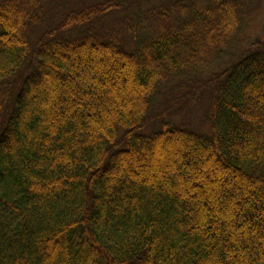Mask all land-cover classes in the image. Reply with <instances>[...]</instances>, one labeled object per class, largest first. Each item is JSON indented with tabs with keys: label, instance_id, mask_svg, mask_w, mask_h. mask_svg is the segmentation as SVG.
Segmentation results:
<instances>
[{
	"label": "trees",
	"instance_id": "obj_1",
	"mask_svg": "<svg viewBox=\"0 0 264 264\" xmlns=\"http://www.w3.org/2000/svg\"><path fill=\"white\" fill-rule=\"evenodd\" d=\"M263 5L0 0V264H264Z\"/></svg>",
	"mask_w": 264,
	"mask_h": 264
},
{
	"label": "rangeland",
	"instance_id": "obj_2",
	"mask_svg": "<svg viewBox=\"0 0 264 264\" xmlns=\"http://www.w3.org/2000/svg\"><path fill=\"white\" fill-rule=\"evenodd\" d=\"M264 6V5H263ZM49 8V7H48ZM50 10L48 11L49 15ZM264 10L254 13L246 24L242 33V38L248 39L255 36L256 33H261L263 24Z\"/></svg>",
	"mask_w": 264,
	"mask_h": 264
}]
</instances>
